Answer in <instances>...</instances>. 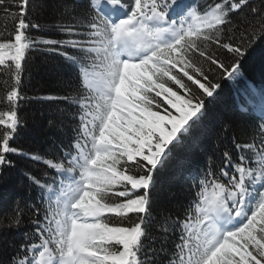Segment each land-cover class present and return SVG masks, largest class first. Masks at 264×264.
Segmentation results:
<instances>
[{"label": "snow or ice", "instance_id": "snow-or-ice-1", "mask_svg": "<svg viewBox=\"0 0 264 264\" xmlns=\"http://www.w3.org/2000/svg\"><path fill=\"white\" fill-rule=\"evenodd\" d=\"M29 4L0 0V172L12 155L43 166L24 172L38 201L0 220L31 225L6 264H264V93L249 139H231L236 157L225 148L193 178L183 216L149 231L156 173L221 81L241 76L264 39V0H84L55 26L60 38L29 34L41 29ZM42 46L77 70L72 93L40 98L75 107L58 108L70 135L52 157L12 143L25 62Z\"/></svg>", "mask_w": 264, "mask_h": 264}, {"label": "trees", "instance_id": "trees-1", "mask_svg": "<svg viewBox=\"0 0 264 264\" xmlns=\"http://www.w3.org/2000/svg\"><path fill=\"white\" fill-rule=\"evenodd\" d=\"M203 4L204 0H194ZM259 4L260 0H254ZM79 4L72 0H30L28 19L41 25L40 30L30 29L34 37L60 38L56 25L66 18V13L73 9L80 11ZM6 18L0 13V25ZM9 30L12 21H8ZM3 74L0 73V95L3 94ZM77 83V70L58 54L50 53L42 46L39 50L28 53L25 62L18 115L22 126L13 145L25 152L55 156L60 153L61 143L67 144L65 128L60 127L61 113L74 111L75 107L64 101L40 99L49 95H68ZM221 89L214 98L206 101V108L200 119L192 126L182 143L177 144L163 167L152 190L150 212L152 221L149 231L156 237L163 235L159 225L166 215L182 217L191 197L189 191L193 178L202 174L210 162H219L225 148L232 151L231 139L235 136L240 141H247L257 125L261 107V94L264 93V39L258 41L244 57L241 76L235 80L221 81ZM7 105L0 103V109ZM242 107L249 111H242ZM55 122L57 126L50 124ZM226 130V131H225ZM14 167L4 168L0 172V220L10 213L17 202L21 206L38 201V189L30 187L25 171L40 174L42 165H37L24 156L12 155ZM171 170L178 174L163 176ZM51 171V170H49ZM19 229L0 227V260L5 261L23 242V233L30 230L28 217ZM172 245L169 244V248Z\"/></svg>", "mask_w": 264, "mask_h": 264}]
</instances>
